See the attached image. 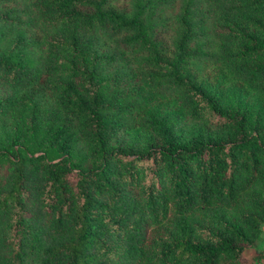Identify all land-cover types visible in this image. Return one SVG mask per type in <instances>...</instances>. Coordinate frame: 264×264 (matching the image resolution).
Instances as JSON below:
<instances>
[{"label": "trees", "instance_id": "1", "mask_svg": "<svg viewBox=\"0 0 264 264\" xmlns=\"http://www.w3.org/2000/svg\"><path fill=\"white\" fill-rule=\"evenodd\" d=\"M263 224L264 0H0V264H247Z\"/></svg>", "mask_w": 264, "mask_h": 264}, {"label": "rangeland", "instance_id": "2", "mask_svg": "<svg viewBox=\"0 0 264 264\" xmlns=\"http://www.w3.org/2000/svg\"><path fill=\"white\" fill-rule=\"evenodd\" d=\"M221 74L222 73L220 68L209 66L199 74L198 80L220 91L221 96L227 103H245L246 100H248V97L245 96L239 84L224 81L221 78ZM152 101L153 106H158L159 104L160 108H164V104L160 103L158 100L152 99ZM255 246L258 248V250L264 248V224L261 236L256 241ZM258 250L250 249L247 251V258L249 259V261H247V264H250L249 262L253 256L257 257L256 255L258 253ZM254 264H264V257L258 258Z\"/></svg>", "mask_w": 264, "mask_h": 264}]
</instances>
